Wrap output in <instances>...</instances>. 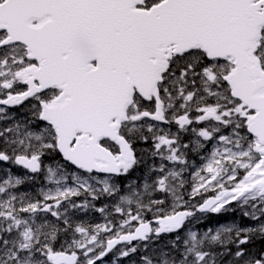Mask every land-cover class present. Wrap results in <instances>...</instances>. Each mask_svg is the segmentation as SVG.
<instances>
[{"label": "snow or ice", "instance_id": "6c2138e0", "mask_svg": "<svg viewBox=\"0 0 264 264\" xmlns=\"http://www.w3.org/2000/svg\"><path fill=\"white\" fill-rule=\"evenodd\" d=\"M182 132L212 144L190 192ZM0 162L33 174L0 179V264H97L121 244L139 264H264L248 247L264 240V0H0ZM42 173L53 187L15 191ZM105 195L121 222L73 218ZM233 202L252 225L188 227Z\"/></svg>", "mask_w": 264, "mask_h": 264}, {"label": "flooded vegetation", "instance_id": "af4514ba", "mask_svg": "<svg viewBox=\"0 0 264 264\" xmlns=\"http://www.w3.org/2000/svg\"><path fill=\"white\" fill-rule=\"evenodd\" d=\"M160 128L164 129L165 131L171 129L172 132H176L177 126L172 124L168 125L163 122L160 123ZM196 127L197 125H193ZM203 126V125H200ZM196 137L193 133L187 132V133H181V142L184 144H189V149L185 150L186 155L188 157V160L192 167L188 169V172L186 174V179L189 181V184H186L185 191L190 192L191 187L190 184L192 182V174L194 173V170L198 169L201 165L197 164L196 161L198 160L200 162H205V160H199L195 158V152L191 151L192 145L194 144ZM150 147V144H139L140 149L146 150ZM212 144H209L207 146V149L211 150ZM175 167H180L175 165ZM199 198V197H197ZM185 199H188L187 196H185ZM235 203V202H233ZM233 203L229 206H226V210H222L221 213H205V214H198L197 213V220H193L192 224L196 225L197 227L205 226L207 228H219L221 226H227L231 224L236 225H242V218L239 213V208L236 206H233ZM114 253L106 257V261L111 260L113 258Z\"/></svg>", "mask_w": 264, "mask_h": 264}, {"label": "rangeland", "instance_id": "374dc122", "mask_svg": "<svg viewBox=\"0 0 264 264\" xmlns=\"http://www.w3.org/2000/svg\"><path fill=\"white\" fill-rule=\"evenodd\" d=\"M40 179V178H39ZM46 184H47V182H46ZM48 186H46V187H44L45 189H47V188H49V187H53L52 185H49V184H47ZM115 198L117 199V201H116V203H119V199L117 198V197H113V200H115ZM103 199H104V201H106V202H108V205L109 206H111V203H109L112 199L111 198H104L103 197ZM79 200H80V198H77V203H80L79 202ZM169 202L171 201V200H168ZM100 207H103V205H99V206H95V207H93V208H91V209H88V210H86V211H83V210H76L75 211V214H74V219L75 220H77V221H79V222H83V223H85V224H90V225H95V224H97L98 223V221H102V220H99L97 217H100V218H105V217H107V215H105L104 213L102 214V213H100L99 211H98V209L100 208ZM112 209H110L109 211H111ZM94 212H96V213H100V215H98L97 217L94 215ZM49 217V216H48ZM114 264H117V263H114Z\"/></svg>", "mask_w": 264, "mask_h": 264}]
</instances>
